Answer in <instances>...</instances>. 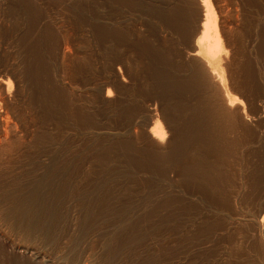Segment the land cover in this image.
I'll return each mask as SVG.
<instances>
[{
    "label": "rangeland",
    "instance_id": "obj_1",
    "mask_svg": "<svg viewBox=\"0 0 264 264\" xmlns=\"http://www.w3.org/2000/svg\"><path fill=\"white\" fill-rule=\"evenodd\" d=\"M206 2L220 83L200 0H0V264H264V0Z\"/></svg>",
    "mask_w": 264,
    "mask_h": 264
},
{
    "label": "bare ground",
    "instance_id": "obj_2",
    "mask_svg": "<svg viewBox=\"0 0 264 264\" xmlns=\"http://www.w3.org/2000/svg\"><path fill=\"white\" fill-rule=\"evenodd\" d=\"M177 1V0H176ZM207 0H200V9H201V13H200V25L198 28V33L201 34V37L198 38V40H196V47H198L199 52L200 53V58L202 61H204V65L206 64L208 66L209 69L208 70V76L211 78L212 82H221V80L219 81L220 77L216 74L215 68L213 67L214 63H216L219 59V54L220 51L222 49V45L221 42L219 41V37L217 35V30H216V24L214 21H212V16L209 10V6L207 5ZM162 2V1H161ZM258 2V1H257ZM177 3V2H176ZM197 3V2H196ZM171 6V5H170ZM174 6V5H173ZM187 6V5H186ZM262 6V5H261ZM177 7V6H176ZM188 7V6H187ZM169 8V7H168ZM181 8V7H180ZM171 9V8H170ZM174 9V8H173ZM182 9V8H181ZM187 9V8H186ZM159 10V9H158ZM161 12V11H160ZM164 13V12H163ZM179 13V12H178ZM179 15V14H178ZM197 15V14H196ZM174 16V15H173ZM183 16V15H182ZM262 16V15H261ZM148 17V16H147ZM179 17V16H177ZM172 18V17H171ZM188 19V18H187ZM192 19V18H191ZM263 19V18H262ZM183 20H184V16H183ZM170 22V21H169ZM184 22V21H183ZM161 23V22H160ZM181 23V22H179ZM183 24V23H182ZM185 24V22H184ZM181 25V24H180ZM193 25V24H192ZM187 28V27H186ZM196 31V30H195ZM260 32V31H259ZM200 36V35H199ZM197 50V51H198ZM195 51V50H194ZM193 51V52H194ZM197 52V54L199 53ZM196 54V55H197ZM199 55V54H198ZM197 55V56H198ZM194 57V56H193ZM195 59V58H194ZM213 63V65H212ZM198 66V65H197ZM206 66V67H207ZM204 67V66H203ZM219 77V78H218ZM209 79V78H208ZM4 82V81H3ZM173 82V81H172ZM161 83V82H160ZM2 84V83H1ZM175 84V83H174ZM223 84V82L221 83V85ZM1 87V86H0ZM223 87V85H222ZM225 87V86H224ZM226 92V91H225ZM4 93V92H3ZM220 93V92H219ZM227 94V92H226ZM226 100L229 106L233 105V100L231 101V98H228V95H226ZM230 99V100H229ZM224 108V107H223ZM235 112V111H234ZM224 115V114H223ZM226 116V115H225ZM224 116V117H225ZM233 116V115H232ZM214 119V118H213ZM217 119V118H216ZM2 121V120H1ZM0 121V122H1ZM214 123V122H213ZM216 124V123H215ZM8 125V124H7ZM214 127V126H213ZM3 130V129H2ZM213 133V132H212ZM211 134V133H209ZM155 135V134H154ZM153 136V135H152ZM208 136V135H207ZM8 137V136H7ZM219 134L217 133H213V139H216V141L218 142L219 139L218 138ZM155 138V137H154ZM156 140H162L160 137H156ZM191 138V137H190ZM153 140V139H152ZM160 142V141H159ZM4 143V142H3ZM224 143V142H221ZM162 144V143H161ZM225 144V143H224ZM201 145V144H199ZM223 145V144H222ZM229 145V144H228ZM219 147H221L219 145ZM226 146L224 145V148ZM196 149V148H195ZM192 149V150H195ZM212 150H216L217 152H222V151H218V147L217 149L215 148H211ZM220 149V148H219ZM221 149H223V147H221ZM227 149V147L225 148ZM225 149H223L225 151ZM36 184V183H35ZM26 191L23 190H17L20 191L19 194H17V192L14 195L13 200H15V205L13 206L14 212H13V217L15 218V222H22L24 224V222H27V225L29 224H33V220L36 219L35 216H37V212L38 210H40L39 212H44V210L42 209H36L37 203H38V199L42 196V190H44L46 186H43L42 183H38ZM47 192H44L43 194H46ZM12 194V193H11ZM14 194V193H13ZM13 195H11L12 197ZM17 196V197H16ZM12 209V207H11ZM13 211V210H11ZM10 211V212H11ZM41 212V213H42ZM12 214V213H11ZM38 216H40V214L38 213ZM7 219V218H6ZM43 220V218H42ZM20 224V223H19ZM21 224V225H23ZM25 225V224H24ZM26 226V225H25ZM1 230V229H0ZM3 250V249H2ZM2 256V255H1Z\"/></svg>",
    "mask_w": 264,
    "mask_h": 264
}]
</instances>
